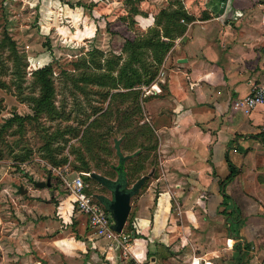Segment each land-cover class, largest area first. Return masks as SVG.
<instances>
[{
  "label": "crops",
  "instance_id": "obj_1",
  "mask_svg": "<svg viewBox=\"0 0 264 264\" xmlns=\"http://www.w3.org/2000/svg\"><path fill=\"white\" fill-rule=\"evenodd\" d=\"M164 1L161 9L192 19L149 84L111 90L138 95L110 102L118 108L110 146L81 144L50 168L103 189L93 178L117 181V168L128 187L145 177L125 223L135 236L125 225L118 237L111 226L95 233L62 182L67 193L26 187L27 197L12 195L2 216L0 264H264V105L248 114L231 106L264 81V0ZM133 16L143 31L153 26L150 15ZM89 134L94 143L101 137ZM94 159L107 176L90 169ZM228 163L234 173L219 184Z\"/></svg>",
  "mask_w": 264,
  "mask_h": 264
},
{
  "label": "rangeland",
  "instance_id": "obj_2",
  "mask_svg": "<svg viewBox=\"0 0 264 264\" xmlns=\"http://www.w3.org/2000/svg\"><path fill=\"white\" fill-rule=\"evenodd\" d=\"M163 5L164 0H0V126L14 113L32 114L26 97L38 95L34 72L44 65L51 69L57 111L53 116L39 115L34 124L26 121L20 130L14 124L7 126L0 134V230L5 225L3 214L11 211L8 204L13 206L11 196L19 194L25 199L26 187H34L30 181L48 177L49 188L66 192L58 174L50 170L55 166L49 164V158L59 159L66 155L65 150L75 153L84 144L79 140L83 126L90 124L88 132L101 136L94 144L88 140L90 147L96 143L110 146L107 138L118 111L110 102L115 97L104 105L108 88L78 78L94 72V66L111 54L120 56L115 69L124 63L128 52L121 50L123 41L146 31L144 24H133L134 18L143 21L133 15L141 13L154 19ZM92 49L97 51L93 57L89 54ZM149 56L148 50L141 52L140 61L133 66L147 68L144 62ZM152 70L149 66L148 71ZM103 149L108 150L106 146ZM104 159L112 161L110 156ZM71 160L76 165L74 156ZM99 165L95 159L89 163L95 173L107 174ZM86 189L97 203L98 195L111 197L109 189L90 182Z\"/></svg>",
  "mask_w": 264,
  "mask_h": 264
},
{
  "label": "trees",
  "instance_id": "obj_3",
  "mask_svg": "<svg viewBox=\"0 0 264 264\" xmlns=\"http://www.w3.org/2000/svg\"><path fill=\"white\" fill-rule=\"evenodd\" d=\"M192 17L184 14V12L179 8H172L170 10L160 9L157 13V16L154 18L153 26L146 29V31L138 36H135L132 39H125L121 45V50L123 52H128V57L121 63L117 69H115V65L120 60L119 54L113 55L110 57H106L103 59L102 64L97 63L94 66V72L82 73L78 80L80 81H89L93 84H99L100 86H106L109 90L107 94L108 101L112 99L114 96L121 95H131V98H136L138 95L137 90H133L129 93H119V92H111L112 89H116L118 87L130 88L133 86L139 85H147L149 84L154 76L157 73L158 66L162 60L163 55L167 52V50L171 46V39H173L177 34H179L183 30L184 21L191 20ZM182 20V22L180 21ZM93 50V49H92ZM148 50L149 53V61L144 62L149 66L153 67L152 71H148L147 68L143 67H134L133 63H138L140 61V53ZM94 53L97 51L94 49L90 51L91 57H93ZM142 68V71H141ZM128 69V73L126 72ZM112 71H115V74H112ZM51 69L49 65H44L41 68H38L34 72L35 82L38 85L39 93L38 95H30L26 97V100L30 103V108L32 110V114L19 115L12 114L11 117L7 118L5 122L0 126V134L5 130L7 126L12 124L16 125L17 129H22L26 121H30L32 124L35 123L36 118L41 115L53 116V114L57 113L54 105H53V87L50 79ZM107 84V85H103ZM107 92V91H106ZM104 96L106 94H103ZM104 98L103 100H105ZM97 111L100 110V107H96ZM96 111V112H97ZM90 128V124H87L81 131L79 140L83 141V145H88L86 142L91 140L92 144H94V139H90L87 136L88 130ZM81 143V142H80ZM82 144V143H81ZM46 145V144H45ZM88 147H90L88 145ZM23 157V153H20ZM51 159V160H50ZM23 161V160H22ZM50 161V162H49ZM49 164L51 166H60L67 161L65 155L61 156L59 159H55L54 157L49 158ZM230 173L221 181L219 184H223L226 180L230 179L233 175V171L231 169L230 164L228 163ZM129 175V174H128ZM117 181H110L103 179L101 177L93 178L96 182L100 183L107 189H111L113 185L119 184L120 187L128 186L127 180L125 177V172L122 168L116 170ZM145 177H140L137 181L132 185L131 195H134L138 188H140L142 183L144 182ZM33 183V181H30ZM86 192L88 190L86 189ZM89 193V192H88ZM223 198H226L225 194H222ZM98 203L102 206L104 211L106 209V200L102 196H97ZM224 200V199H223ZM224 206V203H221ZM108 212V211H107ZM223 214L228 215L226 210L221 211ZM128 230H131L133 236L134 231L130 226V221L128 223Z\"/></svg>",
  "mask_w": 264,
  "mask_h": 264
},
{
  "label": "built area",
  "instance_id": "obj_4",
  "mask_svg": "<svg viewBox=\"0 0 264 264\" xmlns=\"http://www.w3.org/2000/svg\"><path fill=\"white\" fill-rule=\"evenodd\" d=\"M180 21L182 22V20ZM258 104L264 105V81L255 85L248 94L235 98L231 102V106L245 114H248L251 109ZM259 133L264 139V120L259 127ZM60 179L63 187L72 194L75 210L84 215L87 226L97 234L111 231L110 226L112 224V219L110 214L104 211L99 203L95 202L90 193L86 192V185L83 183L81 177L79 175H74L72 177L64 175ZM119 234L120 233H116L115 236L118 237ZM127 238L125 234L120 236L123 242H127ZM115 240L117 239L115 238ZM227 241H229V239H227ZM125 264L141 263L134 260Z\"/></svg>",
  "mask_w": 264,
  "mask_h": 264
},
{
  "label": "water",
  "instance_id": "obj_5",
  "mask_svg": "<svg viewBox=\"0 0 264 264\" xmlns=\"http://www.w3.org/2000/svg\"><path fill=\"white\" fill-rule=\"evenodd\" d=\"M35 187H48L50 185L49 178L47 177L45 181H33ZM131 187L122 186L119 184L113 185L110 191V199L106 203V209L111 216L112 231L119 233L122 231L129 211H130V198H131Z\"/></svg>",
  "mask_w": 264,
  "mask_h": 264
}]
</instances>
